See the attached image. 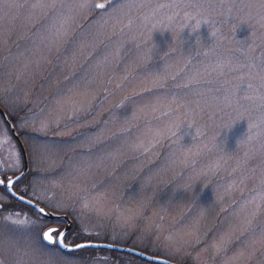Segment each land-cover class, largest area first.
Returning <instances> with one entry per match:
<instances>
[{"label": "rangeland", "instance_id": "obj_1", "mask_svg": "<svg viewBox=\"0 0 264 264\" xmlns=\"http://www.w3.org/2000/svg\"><path fill=\"white\" fill-rule=\"evenodd\" d=\"M46 2L0 0V106L29 167L15 192L71 218L68 246L264 264V0ZM23 169L0 117V175ZM0 205V224L30 221L0 227V264H141L63 254L41 236L64 223Z\"/></svg>", "mask_w": 264, "mask_h": 264}, {"label": "water", "instance_id": "obj_2", "mask_svg": "<svg viewBox=\"0 0 264 264\" xmlns=\"http://www.w3.org/2000/svg\"><path fill=\"white\" fill-rule=\"evenodd\" d=\"M0 116L3 120V122L6 124L8 130L10 131V134L12 135V137L14 138L16 143L18 144L19 149H20L21 154H22V157H23V160H24L23 172L21 174H19L18 176H16L15 178L10 179L13 181L12 186L11 187H5L4 185H0V188L4 187L7 195L9 197H11V199H13L14 201L18 202L19 204H21L27 208L32 209L39 219H41L45 222H48V223L64 222L65 228L61 231V233L63 234L64 240H65V237L67 236V234L71 231V229L73 227V222L69 216H67V215H55V214L49 212L48 210H46L45 208H43L42 206L22 197V196H20L14 192V189H13L14 185L19 183L21 180H23L28 174L29 167H28L27 155H26L25 147L21 141V138L19 137L14 125L9 120L7 114L1 108V106H0ZM0 179H2L1 176H0ZM21 197H22V199H21ZM41 208L44 209L43 213L39 211V209H41ZM2 209H3V206L0 205V212L2 211ZM44 242L47 245L57 246V248L65 254L77 253V252H80L83 250H97V251L104 250V251H112V252L126 254V255L135 257L139 260H142V261L150 263V264H174L170 261H167V260H164L161 258H157V257H153V256H149L145 253H141V252L132 250L128 247H120V246L109 245V244H105V243H81L78 245H84V247H76L77 246L76 245V246H68L67 248H64L58 243L57 244H49L46 241H44Z\"/></svg>", "mask_w": 264, "mask_h": 264}, {"label": "snow or ice", "instance_id": "obj_3", "mask_svg": "<svg viewBox=\"0 0 264 264\" xmlns=\"http://www.w3.org/2000/svg\"><path fill=\"white\" fill-rule=\"evenodd\" d=\"M42 3H43V6L47 7L48 6V3L46 2V0H42ZM5 7H8V8H11L13 7V5L11 4H5L4 5ZM80 7H83V4H80L79 5ZM53 8L56 7V5H52ZM61 7H71L70 5H61ZM93 7L95 8H99V9H104L105 8V5L104 4H95L93 5ZM156 71L157 73L160 72V69L159 70H154ZM88 79H87V73L81 75V77L79 78L77 84H76V87H84L88 84ZM118 108H123L122 105H118L117 106ZM80 111H84L85 109L84 108H81L79 109ZM129 114H132V113H124L122 111V114H121V119H124L127 115ZM134 115V114H132ZM48 126L47 122H44L42 123L41 127L42 129L43 128H46ZM7 181V183H6ZM13 184V181L10 180L8 177H4L3 179H0V185H4L5 187H11ZM22 199V197H21ZM40 212H44V209L41 208L39 209ZM136 217L135 216H132L130 217V219H135ZM249 225L252 224V221H248ZM30 224V221L28 220L27 217L23 218V219H13L11 216H7L4 218V222L2 224H0V227H5L7 225H29ZM261 232L262 234H264V225H261ZM55 233V235H53ZM41 239L48 242L49 244H60L62 247L64 248H67L68 246L64 243V236L63 234L60 232L59 229H56V228H51L49 227L46 231H43L42 233V236H41ZM169 239H171V237H169ZM231 242H229L230 244ZM229 245H222L220 247V251L223 252V251H226L227 250V247ZM76 247H84V245H77ZM240 255H243V253H241ZM225 264H228V262L226 261Z\"/></svg>", "mask_w": 264, "mask_h": 264}, {"label": "trees", "instance_id": "obj_4", "mask_svg": "<svg viewBox=\"0 0 264 264\" xmlns=\"http://www.w3.org/2000/svg\"><path fill=\"white\" fill-rule=\"evenodd\" d=\"M10 120L13 122V124H14V120L10 117ZM15 125V124H14ZM0 190H2V191H4L5 192V189L4 188H0ZM15 202V201H14ZM16 204H18V205H20L21 207H24V206H22L21 204H19V203H17V202H15ZM24 208H26V207H24ZM27 210H29L30 212H32L35 216H36V214H35V212L33 211V210H31V209H28V208H26ZM37 217V216H36ZM70 234H71V232L69 233V235H68V238L70 237ZM67 238V239H68ZM96 251V252H95ZM82 252H89V253H98V252H100V253H103V254H107L109 257H111L112 258V260H117V258L118 257H127V258H129V259H131V260H133L132 258H134V261H136L137 263H141V264H150V263H147V262H144V261H142V260H139V259H137V258H135V257H132V256H129V255H126V254H122V253H117V252H112V251H104V250H100V251H97V250H83V251H80V252H77V253H82ZM74 254H76V253H74ZM67 255H70V254H67Z\"/></svg>", "mask_w": 264, "mask_h": 264}, {"label": "clouds", "instance_id": "obj_5", "mask_svg": "<svg viewBox=\"0 0 264 264\" xmlns=\"http://www.w3.org/2000/svg\"><path fill=\"white\" fill-rule=\"evenodd\" d=\"M163 73H164V77H167V76H171L172 74H173V71H172V69L170 68V66H164L163 67ZM164 77H162V78H164ZM187 127L189 128V129H191V125L189 124V125H187ZM233 128V127H232ZM231 128V129H232ZM231 129H225L224 131H223V133H225V132H227V131H230ZM192 134H194V132L192 133Z\"/></svg>", "mask_w": 264, "mask_h": 264}, {"label": "flooded vegetation", "instance_id": "obj_6", "mask_svg": "<svg viewBox=\"0 0 264 264\" xmlns=\"http://www.w3.org/2000/svg\"><path fill=\"white\" fill-rule=\"evenodd\" d=\"M1 176V175H0ZM9 179H11V178H14L15 176H7ZM1 178L3 179L4 178V176H1ZM24 180V179H23ZM22 180V181H23ZM22 181H20L19 183H17V184H15L14 185V187H13V189H14V191H15V188H18V186H20V184L22 183ZM6 183H7V181H6ZM26 209V208H25ZM69 235V234H68ZM68 235L65 237V240H64V242H65V244L67 245V238H68ZM50 247H55V245L53 246V245H49ZM56 248V247H55Z\"/></svg>", "mask_w": 264, "mask_h": 264}]
</instances>
